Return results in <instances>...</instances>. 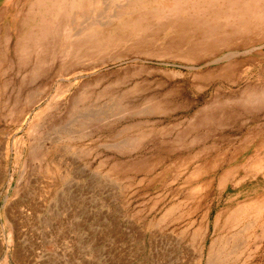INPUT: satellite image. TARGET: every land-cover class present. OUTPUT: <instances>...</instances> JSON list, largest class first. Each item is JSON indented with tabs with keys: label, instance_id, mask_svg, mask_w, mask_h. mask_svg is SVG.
Returning <instances> with one entry per match:
<instances>
[{
	"label": "rangeland",
	"instance_id": "1",
	"mask_svg": "<svg viewBox=\"0 0 264 264\" xmlns=\"http://www.w3.org/2000/svg\"><path fill=\"white\" fill-rule=\"evenodd\" d=\"M2 1L0 264H205L213 240L212 253L223 245L214 264H264V25L218 65L197 64L191 30L201 28L182 26L195 14L179 0H133L117 20L64 34L58 60L88 64L87 54L118 42L165 60L159 87L121 95L86 73L31 83L29 59L44 44L27 55L26 17L40 0H10L6 11ZM249 1L264 13V0ZM112 102L150 115L68 119Z\"/></svg>",
	"mask_w": 264,
	"mask_h": 264
},
{
	"label": "bare ground",
	"instance_id": "2",
	"mask_svg": "<svg viewBox=\"0 0 264 264\" xmlns=\"http://www.w3.org/2000/svg\"><path fill=\"white\" fill-rule=\"evenodd\" d=\"M132 1L133 0H120V1L118 0H40L39 4L42 5V3H44L41 8L45 14L39 8L40 5L36 2H33L31 5L30 16L28 13V16L26 17V18H29L28 22H30L31 26H29L28 35H27V39H28L27 45L24 47V49L28 55L31 53V49L35 50L34 49L35 47L41 46L43 44L44 45H43L42 53H41L43 54V57L41 56L38 59V61H36V63L34 61L37 58H33V57L30 59L28 58L31 61L30 65L32 64L31 65L32 67L30 66V71L33 75V77L30 79L31 83L35 82L37 79H44V78H49V77L50 79L51 77L53 78L58 77L59 79L62 80L63 79L62 77H64V75H69L74 80V79H77L80 75H83L84 73H86L93 77L95 86L99 85L103 87V90L105 91H114V92L120 91L121 95L126 94L131 91L144 94V93L149 92L152 87H156V88L159 87L161 84L160 82L161 74L158 68L161 65L160 62H164L165 60L154 57L149 52L142 50L141 48L143 46L140 47L139 45L118 42L117 44L115 43L109 44L107 45V47L103 45L105 48L101 50H99L100 49L99 48L97 49L98 51H95V52L92 49H89V50H92L93 52L87 55L88 57L89 56L93 57V60L92 62L86 61V62H89L88 64H84L85 61L83 63L82 62L83 59L81 60V62H79L80 59L79 60L78 59L67 60V57H61L62 59L60 60L57 59L59 58L57 54L60 53V52L58 53L59 44L61 43V42L59 43V41L62 40L64 34L66 35L70 34L69 35V39H70L71 35L72 37L76 36V34L81 35V33L85 31V29L87 31V29L92 30V28H95L97 25L104 26L103 23L108 24L112 20L119 17V15H117L115 12L116 10L121 8V10L123 11V9L125 8H122V7L124 6L128 7ZM3 2H4V5L2 8L5 9L6 11V9L10 8L8 5L10 3V0H4L2 1V3ZM177 6H181L185 8L183 9L184 11L186 9L188 10V8H191V10L193 11L192 13L195 14L194 16H196V14L198 15L197 17L193 16L194 18L189 16L190 19L185 18L187 20L188 19L190 20L189 21L190 25L187 24L188 22H185L182 24L183 27L186 25L187 28L192 27V26L198 27L197 29L201 28V31H198V32H195L194 28L193 30H191L192 31L191 34L195 36L193 46H196L202 52V55L194 58V59H198L196 61L197 64H201L204 62L207 65H213V64L218 65L221 61H224L228 59L229 57L233 56L234 54H236L237 50L240 47L246 46L253 41L250 36L246 35L248 34L246 31H248L249 29L251 30L252 28L259 29L264 25V17H263L264 13L262 15H259L258 7L249 0H179V4ZM40 12L41 14L44 15V17L38 18L40 15ZM114 12H115L116 17L113 14ZM260 16L262 17L260 18ZM205 21L207 22V25L205 24L206 23ZM64 29H66V32H64ZM65 38H67L68 40V36L64 37V39ZM54 43H55V46L53 45ZM90 48L92 47L90 46ZM60 51H61V48H60ZM63 51L65 52V50ZM85 52L88 53V50H86ZM46 53H48V55H46ZM34 54L35 53L33 52V55ZM50 54H52L53 56L51 57ZM30 55H32V53ZM63 56H65L64 53H63ZM71 58H79V57H76L73 55V57ZM221 66L219 65L216 68H220ZM232 66L228 64L222 69L224 71L231 70L233 68ZM102 70H104L105 72H103ZM223 70H220V71H223ZM219 76H222V74L218 73L217 76L216 74L214 75V77L216 78H218ZM78 83L79 81L77 82V85ZM63 95H65V93ZM31 96H32V93H31ZM61 97L63 98L64 96L61 95ZM135 97L136 96H134L133 98ZM116 100L117 99H115L114 101ZM96 105H94L93 103L92 104L90 103V105L88 104V106L85 105L86 107L81 109L80 112L77 111V113H72L70 116H68L69 121L73 122V124L78 125V126L91 125V124H103V123H110V122L116 123V122H121L124 120L126 121L135 120L136 118L139 120V118L142 116H144L143 118H147L145 116H147L150 113L147 110H145V108H143L144 106L142 105L138 109L137 108L128 109V107H122L123 105L114 106L115 102L114 103L112 102L111 103L112 106L109 107L111 112H109L108 107H107L108 110L105 109V111H103L104 106H96ZM147 106H149V104ZM114 108H115V112H112ZM256 147H260V146H256ZM231 236H228V237L231 238ZM238 237H240V233ZM235 238L233 241H235ZM244 239L245 238H243L242 240ZM214 241L215 240H213L210 244L209 251L207 252L205 264H214L216 262L217 257H219L218 254L221 252V249L223 248V245L220 243L221 245L214 249L216 250V254L212 253L214 245H215ZM240 246L242 245L240 244ZM224 260H225V257H224Z\"/></svg>",
	"mask_w": 264,
	"mask_h": 264
}]
</instances>
